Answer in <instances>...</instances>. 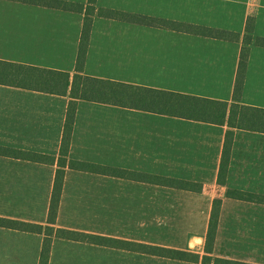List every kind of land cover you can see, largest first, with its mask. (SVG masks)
Segmentation results:
<instances>
[{
	"label": "crops",
	"instance_id": "obj_1",
	"mask_svg": "<svg viewBox=\"0 0 264 264\" xmlns=\"http://www.w3.org/2000/svg\"><path fill=\"white\" fill-rule=\"evenodd\" d=\"M68 1L87 4L89 0ZM217 1L225 6L236 4V0ZM211 2L207 0V3ZM196 3L197 1L193 0L181 2V8L199 7ZM96 5L232 30L240 32L241 37L245 34L247 17L241 18L239 28L235 29H231L230 18L220 25L204 21H189L164 13L166 9L173 8L169 0H97ZM84 19V12L14 0H0V59L67 71L73 76L76 72ZM242 46V40L228 41L96 14L93 17L83 72L98 78L232 101ZM71 99L70 92L59 95L0 84V145L26 150H32L28 148H58L56 153L37 150V152L58 156ZM240 102L250 106L264 107V47L255 43L250 44ZM229 129L231 128L227 124L189 120L79 99L70 143V158L155 173L144 170L143 167L157 155H161L156 148H174L169 152L170 160L174 154L185 152L186 148H221L217 150L218 170H220ZM232 130L234 135L231 153L236 137L240 133L264 135L262 132L246 129L232 128ZM0 160L54 168L49 197V201L51 200L56 163L48 164L7 156H0ZM70 172L138 184H151L69 167L66 169L57 226L125 238L60 224V212ZM198 183L203 187L201 182ZM48 211L44 222L0 216L46 224ZM0 231L41 237V252L43 234L6 227H0ZM60 241L147 258L203 264L202 257L199 261L176 260L56 237L52 242L49 264L52 262L55 244ZM217 256L223 257L220 254ZM211 264H214V261H211Z\"/></svg>",
	"mask_w": 264,
	"mask_h": 264
},
{
	"label": "rangeland",
	"instance_id": "obj_2",
	"mask_svg": "<svg viewBox=\"0 0 264 264\" xmlns=\"http://www.w3.org/2000/svg\"><path fill=\"white\" fill-rule=\"evenodd\" d=\"M186 1L191 0H169L173 8L164 13L214 25L230 18L231 29L239 28L241 18L247 17V22L249 16H254L255 34L264 35V0H236L234 6H225L217 0H211L210 4L207 0H193L199 7L181 8V2ZM28 149L48 153L58 150ZM219 149L186 148L170 160L169 152L174 148H156L161 155L143 167L147 171L201 182L203 188L198 192L70 172L60 224L203 255L208 221L215 200H219L214 256L220 254L264 264V204L228 196L230 188L264 194V135L240 133L236 137L223 181L218 170ZM53 177L51 166L0 160V215L44 222ZM40 244L39 236L0 231V264H38ZM51 264L193 263L60 241L55 244Z\"/></svg>",
	"mask_w": 264,
	"mask_h": 264
},
{
	"label": "trees",
	"instance_id": "obj_3",
	"mask_svg": "<svg viewBox=\"0 0 264 264\" xmlns=\"http://www.w3.org/2000/svg\"><path fill=\"white\" fill-rule=\"evenodd\" d=\"M14 1L75 12H84L85 19L77 58L76 72L73 76L67 71L0 59V84L59 95H65L70 92L72 98L68 107L63 140L58 156L0 145V156L57 164L46 224L0 216V227L43 234L44 239L40 252L39 264H49L52 242L55 237L176 260L199 261L202 257L201 261L203 264H211V261H214V264H254L242 260H234L217 255L214 256L220 217L219 200H215L214 208L211 211L208 221V229L205 234V253L203 255L187 249L167 247L164 245L125 238L110 237L57 226L67 167L106 176L140 181L157 187H167L195 192L201 191L203 188L200 183L193 180L166 176L159 173L117 168L114 166L70 158V143L77 102L79 99L130 107L141 111L166 114L189 120L220 125L227 124L231 129H229L226 134V141L219 170V176L221 181H223V178H225L227 174L228 162L232 149L231 146L234 135L232 128L264 133V107L250 106L240 102L247 70L250 44L255 43L258 46L264 47V36H257L254 34V16L248 17L245 34L241 37L240 32L232 30L97 7V0H89L87 4L68 0ZM96 14L103 17L127 20L228 41L242 40L243 46L237 70L233 100L226 101L214 99L84 74L83 68L90 40L93 17ZM228 196L264 204V194H259L257 192L230 188L228 189Z\"/></svg>",
	"mask_w": 264,
	"mask_h": 264
}]
</instances>
